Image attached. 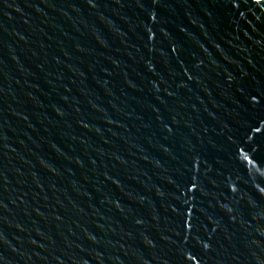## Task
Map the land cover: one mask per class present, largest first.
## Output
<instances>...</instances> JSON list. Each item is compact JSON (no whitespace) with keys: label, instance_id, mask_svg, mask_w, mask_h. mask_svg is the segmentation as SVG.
Wrapping results in <instances>:
<instances>
[{"label":"water","instance_id":"1","mask_svg":"<svg viewBox=\"0 0 264 264\" xmlns=\"http://www.w3.org/2000/svg\"><path fill=\"white\" fill-rule=\"evenodd\" d=\"M0 264H264V0H0Z\"/></svg>","mask_w":264,"mask_h":264}]
</instances>
